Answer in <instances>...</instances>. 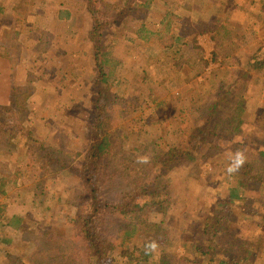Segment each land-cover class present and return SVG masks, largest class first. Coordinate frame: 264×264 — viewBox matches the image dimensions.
Here are the masks:
<instances>
[{"label": "rangeland", "instance_id": "374dc122", "mask_svg": "<svg viewBox=\"0 0 264 264\" xmlns=\"http://www.w3.org/2000/svg\"><path fill=\"white\" fill-rule=\"evenodd\" d=\"M63 1H65L66 7H72L76 14H80L78 10H81L83 0H47L45 4L54 9ZM249 1L245 0L244 4L239 6L234 5L232 16L238 23L236 28L251 27L247 34L236 37V40L244 41L245 44L243 42L238 45L229 44L233 49L235 46L238 47L229 53L228 45H225L228 39L224 40V45H219L207 34L198 36L196 44L200 47V54L207 60V64H201L196 56L187 52L186 60L190 64L193 61L195 63L190 66L185 63L186 60L183 62L179 74H177L181 79V85L174 86L172 92L174 98L173 96L170 98L162 90V96L158 98L157 105H154L158 107L156 112H150L148 109L150 107L145 108L147 109L145 113V109L140 111L139 107L136 108L129 101L132 94H129L128 88L126 89L128 93L126 99H128L129 105L126 109L124 106L122 107L119 123L115 122L110 130L112 137L118 141L116 145H124L122 147L124 155L126 153L130 155L129 149L133 145L137 143L149 144L155 137L162 146L166 142L185 148L190 146L188 136L194 132L196 134L200 124H203L205 106L212 101L210 99H213L218 93H222L224 86L234 77L241 74L246 61V49L264 47V9H262L264 1L257 0L252 7L247 5ZM38 2L39 0H0V105L11 104L14 100L22 101L27 97L31 106H35L36 110L30 107L26 112L25 115L31 117L24 132L30 133L44 146L80 150L88 145L90 139L86 125L89 126L93 123L92 110L95 107L96 86L91 77L94 73L93 55L94 47L97 46V33L100 31L101 41L106 40L105 46H108L109 43L112 44L111 54L120 61L119 75L129 77L130 71L132 80H136L134 81L136 85L142 83L137 79L145 76L148 70L151 74L156 72V69L160 68L158 64L162 63V59L158 55L153 56L148 53L143 46L135 48L133 44L129 43V36L132 34L128 28L129 13L126 8H122L121 0H98V16L103 21L110 19L113 22L110 26L104 28L102 25L100 28H92L90 24H85L83 21L77 26L74 24L71 29L67 28L68 32L66 24L53 25V22L48 21L44 16L42 17V26L39 27L40 22L36 17L41 15L39 10L43 11L44 7H41L42 5ZM176 2L182 4L175 10L177 16L192 19L204 11L198 4L202 2L203 5L204 1L178 0ZM170 4L169 0L168 3L165 2L158 7L153 4L150 7V13L154 14L151 15L152 20H156L158 17L155 14L169 8ZM13 15L17 18H14ZM141 15L139 17L144 18L149 13ZM29 23L32 24V28ZM40 29L46 32L43 37H40ZM53 40L56 43L64 42L67 49L57 50L58 52L54 55L53 53L41 55L43 49L47 50L48 44ZM78 49H84L86 56L78 55L76 53ZM89 52L90 57L88 56ZM70 53H76V55L69 58V55H72ZM145 53H148L149 57L143 56ZM52 55L64 58L65 61L53 60L57 58L52 59ZM40 56L42 58H39ZM62 63L64 64L61 65ZM161 68L165 69V67ZM61 73L69 79L65 82L66 87H62L59 82ZM255 76L251 75L250 78L247 77L248 79L241 77L234 94L224 102L225 106L233 104L231 107H233L234 117L243 120L242 124H238L231 119V123L237 127V131L233 132V125L228 123L230 118L225 114L223 117L220 116L221 123L223 122L225 127L224 130L216 129L214 124H217V120L214 124L206 127L204 133V136L209 138L208 144L212 145V142H216L219 145L221 150L213 157L217 165H224L225 174H227L226 168L229 165L225 158L230 156L229 153H234L238 149L254 150L258 147L255 145L264 144V76ZM69 91L76 95L80 103H85L80 107V112H76L78 109H74L76 103L71 101ZM176 92L179 94L178 97H176ZM248 95L251 98L247 104L244 102V98ZM165 97H168L169 100ZM164 99H166V103L163 102ZM89 108L90 112H86ZM30 109H33V112ZM200 116L203 119L202 122L199 119ZM166 131H169V134H166ZM240 131L241 133H239ZM216 133L222 135V138L215 136ZM11 135H13L12 138H6V147H2L1 144L4 142H0V172L9 175L6 179L8 181V185L5 187L6 194L0 196V202L5 203V198H7L6 203L10 213L20 212L24 215L25 212V223L21 225V228L25 229L22 232L23 237H34L36 240H23L21 232L15 235L14 232L0 229V238H8L9 235L13 237L11 244L1 242L0 247L20 253L23 258H26L37 247L36 234L48 227L46 220L50 218V221L55 223L58 221L59 224H66L70 213L68 215L65 213L71 212L72 205L79 204V201L76 200L79 198L76 197V193L71 194V190H68L72 184H59L58 180L61 176L58 173L46 172L38 162L31 164L32 167L28 170L30 174H25L24 164L33 158V155H28L27 145L29 143L37 145V141L21 136L20 141L13 144L15 136ZM124 136L128 138L125 139ZM253 155L256 154L253 153ZM74 165L84 167L85 164L79 159L75 161ZM214 170L215 168L211 167L209 162H204L199 166L193 164L188 169L183 166L175 169L171 174L172 182L166 188L170 193L168 195L170 198L166 202V207L168 206L166 213H161L156 210L157 208H154L149 210V214H144L147 216L146 224L144 228L142 225V233L136 239L138 241L142 239L155 240L159 245L157 251L162 258L164 257L166 264H205L204 260L201 261L202 257L192 260L194 257H199V255L195 256L193 252L190 254L192 257L190 261H181L180 257L185 253L184 242L187 245H196L200 256L204 253L207 244H212L211 238L202 232L204 217L207 215L209 217V214L213 213L216 198L225 200L227 196L225 187H217L216 178L219 176L218 180H220L223 173ZM231 176L233 175H229V177ZM52 179L58 182L51 183ZM11 181H15L14 186ZM74 183L75 187L81 185L80 179L75 180ZM263 183L264 171L256 173L249 183L251 189L260 190L257 192L260 193V197L250 200L256 202L252 206L258 212L264 203ZM30 187L34 189L31 190ZM215 190L221 193H217ZM56 191L60 195L59 201L56 202V209H63L61 213L63 217L57 215L52 220L49 212L54 211L53 201L56 198L50 197L49 194ZM108 193L110 190L105 191L106 195ZM27 196L32 199L27 200ZM108 199L114 200L115 198ZM44 206H50V211L44 210ZM233 213H236V216L230 214L228 219L218 226L220 231L215 235L217 240L213 241V246L220 247L228 254L244 255L246 244L243 242L245 236L249 235L248 230L255 232L260 229L259 231H262L264 220L255 221L257 226L253 224L247 226L241 224L236 209ZM152 217L155 220L162 218L151 230L149 227L156 223H151ZM195 239L197 241H194ZM260 246H264V236L258 237L253 249ZM198 247L201 249L198 250ZM67 255L72 257L68 253ZM253 262L255 261H243V264H253ZM0 264H10L2 252H0ZM256 264H263V262L260 261Z\"/></svg>", "mask_w": 264, "mask_h": 264}, {"label": "trees", "instance_id": "16d2710c", "mask_svg": "<svg viewBox=\"0 0 264 264\" xmlns=\"http://www.w3.org/2000/svg\"><path fill=\"white\" fill-rule=\"evenodd\" d=\"M83 1L90 27L100 28L103 25L105 28L113 23L110 19L100 20L98 0ZM169 1L171 2L169 8L167 7L164 11L158 10L159 12L155 14L158 18L152 20L151 15L154 14L150 13V7L153 4L158 7L165 2L168 3V0H121L122 8H126L129 13L128 28L132 33L129 36V43L133 44L135 48L143 46L148 53L153 56L158 55L162 59L161 64L157 62L160 68L157 67L156 72L151 74L148 70L145 76L137 79L138 82H142L139 85H136L135 79L132 80L130 71L129 77L119 75L120 61L111 54L112 44L109 43L108 46H105L106 40L101 41L100 31L97 33V46L94 47L93 55L94 73L91 77L96 86V98L94 100L95 107L92 110L93 123L89 126L86 125V131L90 136L87 146L80 150L44 146L30 133L24 132L31 117L25 115L26 112L30 107L36 110L35 106H31L27 97L22 101L14 100L11 104L0 105V142H4L1 146H7H5V141L6 138L13 137L11 134L15 136L13 144L19 142L21 136L37 141V145L32 143L27 145L28 155H33V158L29 159V162H25V174H30L28 170L32 167L31 164L38 162L46 172L58 173L61 176L58 180L59 184H72L68 190H71V194L76 193V197L79 198H75L79 204L72 205L71 212L65 213L66 215L70 213L66 224H59L58 221L55 223L50 221V218L46 220L48 227L36 234L37 247L31 255L23 258L20 253L0 247V252L5 255L10 264H166L164 257L162 258L158 251L150 255L145 254L144 246L149 240L138 241L136 239L142 233V225L144 228L146 224L147 216L144 214H149V210L154 208H157L156 210L161 213H166L168 207H166V202L170 198L169 190L166 188L172 182L171 174L175 169L182 166L188 169L193 164L199 166L204 162H209L210 166L215 168L214 171L223 173L220 180H218L219 176L216 178L217 187H225L227 196L225 200L216 198L217 206L215 205L213 213L209 214V217L208 215L204 217L202 232L211 238L212 244H207L204 253L200 256L196 245H187L184 242L185 253L180 257L181 261H190L192 258L190 254L193 252L195 256L199 255V257H194L192 260L202 257L201 261L204 260L205 264H243V261H255L253 264L262 261L264 264V246L253 249L258 237L264 236V229L262 231L258 229L255 232L248 230L249 235L245 236L243 242L246 244L244 255L228 254L220 247L213 246V241L217 240L215 235L220 231L218 226L225 222L230 214H234V209L238 212L241 224L257 226L255 221L264 220V203L258 212L252 206L256 202L250 201L251 198L260 197V193H257L260 190L251 189L249 185L256 173L264 171V144L255 145L258 146L256 149L245 151L247 162L238 173L229 177L225 174V169L223 170L224 165H217L213 157L221 150L219 145L216 142H212V145L208 144L209 138L204 136L206 127L214 124L217 120L219 123L217 121V124H214L216 129L224 130L225 127L223 122L221 123L220 116L223 117L225 114L230 118L228 123L233 125V132L237 131V127L231 123V119L238 124L243 123L241 118L234 117L233 107H231L233 104L225 106L224 102L234 94L241 77L264 76V47L246 49V61L241 74L224 86L222 93H218L213 99H210L212 101L205 106L203 124H200L196 134L194 132L188 136L190 146L187 148L167 142L162 146L155 137L149 144L137 143L133 145L129 149L130 155L129 153L124 155L122 150L124 145H116L118 141L110 133L115 122L118 124L120 121L119 115L122 112V107L124 106L126 109L129 101L136 108L139 107L140 111L150 107L149 111L154 113L158 110V107L154 105H157L158 98L162 96V90L170 98L173 96L174 86L181 85V79L177 74L186 60L187 52L196 56L201 64H207V60L200 54V47L196 44L198 36L207 34L219 45H224V40L228 39L225 45H228L226 47L230 53L235 51V47L236 49L238 47L235 46L233 49L229 44L238 45L241 42L245 44L244 41L236 40V37L247 34L251 30L250 26L236 28L238 23L232 18L234 5L244 4L245 0H200L204 1L203 5L202 2L198 3L204 11L192 19L177 16L175 10L182 4L177 3L178 0ZM256 1L250 0L247 5L252 7ZM259 1L263 2L264 0ZM106 4L108 5V3ZM147 12L148 16L145 15ZM142 13L145 15H143L144 18L139 17L142 16ZM76 53L82 57L86 56L84 50L76 51ZM148 53L143 56L149 57ZM69 58H72V55H69ZM185 63L190 64L188 60ZM194 63L195 61L191 62L190 66H193ZM220 64L222 65V63ZM67 65H69L68 62ZM161 67H165V69ZM75 78L77 79V77ZM67 81H69L68 77L61 73L59 82L62 87H66L65 82ZM133 85H136L135 89ZM127 88L129 94H132L129 101L126 99ZM69 92L71 101L76 103L74 109H78L76 112H80V107L85 103H80L76 95L72 91ZM176 95V97L179 96L178 93ZM165 98L169 100L168 97ZM250 98V95L246 96L244 102L248 104ZM30 110L33 112V109ZM90 110L89 108L86 112H90ZM199 119L202 122L201 116ZM166 134H169V131H166ZM218 134L216 133L215 136L222 138V135ZM124 138L128 137L124 136ZM231 154L229 153V155ZM141 155L150 157V162L138 164L136 159ZM79 159L84 162V167L74 165L75 161ZM225 161L229 164V157L225 158ZM8 176L6 173L0 172V196L5 193ZM78 179H80L81 185L73 186L74 181ZM58 181L52 179L51 183ZM11 183L13 186L15 185V181H11ZM263 188L264 183L262 190ZM106 190H110L107 195L105 194ZM49 196L56 198L53 201L54 211L49 212L51 219L53 220L57 215L63 217L61 214L63 209H56V202L60 199L58 191L50 193ZM30 199L32 197L27 196V200ZM6 200L7 198H5V203L0 202V229L14 232L15 235L21 232L23 237L22 232L25 229H22L21 225L25 223V212L24 215L20 212L10 213ZM43 209L50 211L51 207L44 206ZM234 215L236 216V213ZM160 219L155 220L152 217L151 223H156L149 228L152 230ZM22 239L33 240L35 238L23 237ZM12 240L13 237L9 235L8 238H0V243L11 244ZM200 249L198 247V250ZM67 253L72 257H69Z\"/></svg>", "mask_w": 264, "mask_h": 264}, {"label": "crops", "instance_id": "0c3cea01", "mask_svg": "<svg viewBox=\"0 0 264 264\" xmlns=\"http://www.w3.org/2000/svg\"><path fill=\"white\" fill-rule=\"evenodd\" d=\"M47 0H39V4L42 5L41 7H44L42 10H39V13L41 15H38L36 18L38 19V21L40 22V26H42V17L44 16L45 19H47L48 21L53 22V25L57 24L59 26L61 25H65L66 24V31L68 32V29H71V27L75 24V26L78 25V23H82L83 21H85V24H89L88 23V18H87V11H86V7L84 5V1H82V5H81V10H78V12H80V14H76L73 11L72 7H66V3L65 1L59 3V6L52 9L53 7H49V5L47 6L45 4ZM46 5V6H44ZM65 5V6H64ZM51 16V19H49V17ZM14 18H17V16L13 15ZM15 25V24H14ZM29 26L32 28V24L29 23ZM45 26V25H43ZM17 29V28H15ZM19 30V29H17ZM70 32V31H69ZM75 33V32H73ZM46 34V32L43 29H40V37ZM69 43V42H67ZM79 44V43H76ZM82 46V45H81ZM60 49H67L65 48L64 42L63 43H56L54 40L52 42H50L48 44L47 50L43 49V52L41 55H44L45 53L50 54L53 53L56 54V52L60 51ZM58 50V51H57ZM84 49H78L77 51H81ZM72 54V57L76 55V53H70ZM52 55V59L53 58H57V57H53ZM48 56V55H47ZM88 56L90 57L91 54L89 52ZM39 58H42V56H40ZM53 60H57L59 62L65 61V59L63 58H57V59H53ZM64 63H62L61 65H63ZM59 68V67H58ZM60 69V68H59Z\"/></svg>", "mask_w": 264, "mask_h": 264}, {"label": "clouds", "instance_id": "9594fccd", "mask_svg": "<svg viewBox=\"0 0 264 264\" xmlns=\"http://www.w3.org/2000/svg\"><path fill=\"white\" fill-rule=\"evenodd\" d=\"M229 160L230 163L226 168V173L228 175H233L235 173H238L240 169L247 162L246 152L244 150L238 149L229 156ZM136 162L138 164H147L150 162V157H148L147 155L137 156ZM158 248H159L158 243L155 240H153L145 244L144 251L146 255H150L156 253Z\"/></svg>", "mask_w": 264, "mask_h": 264}]
</instances>
